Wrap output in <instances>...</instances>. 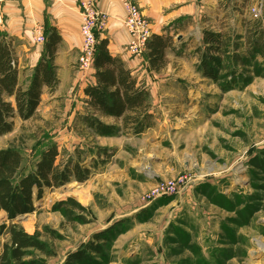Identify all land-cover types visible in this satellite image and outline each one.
Masks as SVG:
<instances>
[{"label":"rangeland","instance_id":"rangeland-1","mask_svg":"<svg viewBox=\"0 0 264 264\" xmlns=\"http://www.w3.org/2000/svg\"><path fill=\"white\" fill-rule=\"evenodd\" d=\"M220 3L219 16L205 17L201 27L225 34L221 77L202 75V29L197 30L187 42L190 63L169 66V73L183 71V83L194 88L171 96L174 104L185 105L171 111L169 128L108 139L82 126L81 86L90 70L56 97L46 93L33 118H13L0 148L19 149L23 171L33 168L50 143L58 146L60 163L78 160L90 170L83 183L46 191L35 212L20 216L16 223L36 231L47 250H28L25 264H60L110 226L103 255L92 253L89 264H264V57H251L247 45L254 20L264 32V0L256 18L248 10L253 0ZM194 54L197 64L191 62ZM184 177L175 192L160 191ZM68 197L83 210L67 216L52 209ZM1 224L9 221L0 212ZM5 241L0 236V253Z\"/></svg>","mask_w":264,"mask_h":264},{"label":"trees","instance_id":"trees-1","mask_svg":"<svg viewBox=\"0 0 264 264\" xmlns=\"http://www.w3.org/2000/svg\"><path fill=\"white\" fill-rule=\"evenodd\" d=\"M254 28L247 36L248 54L264 57V32ZM199 69L204 77L218 81L223 69L222 54L225 50V34L221 31L203 29ZM60 36L54 27L46 30L44 50L32 68L26 81L19 77V63L11 40L0 36V136L13 129V118L28 120L35 116L41 102L43 90L53 91L58 85L54 57ZM173 36L151 34L146 44L149 69L162 70L167 64V50L173 44ZM235 62L246 65V60L236 54ZM95 81L84 87L85 103L91 112L82 116V122L99 136H115L119 128L100 120L101 116L122 119L123 128H131L139 134L151 124L149 112V92L143 84H138L131 71L118 56L110 54L108 40L99 39L92 61ZM231 85V81L226 87ZM60 151L55 143L41 149L33 168L23 171L22 155L14 147L0 148V211L4 212L9 224L0 225V236H7L0 253V264H25L23 260L30 249L46 253V245L38 233L26 232L15 219L36 211V201L46 191L60 188L72 181L82 183L90 175V170L78 160L58 161ZM53 210H62L70 215L73 209L83 210L73 198L58 201ZM82 219V218H81ZM122 221V220H121ZM119 223H122L119 221ZM113 226L98 231L81 248L69 252L60 264H89L93 254L103 255L102 243L105 233ZM102 241V242H100Z\"/></svg>","mask_w":264,"mask_h":264},{"label":"crops","instance_id":"crops-1","mask_svg":"<svg viewBox=\"0 0 264 264\" xmlns=\"http://www.w3.org/2000/svg\"><path fill=\"white\" fill-rule=\"evenodd\" d=\"M87 1L90 0H0V36L11 40L18 58L20 80L23 75L26 77L30 75L32 68L41 57L46 41V30L54 27L60 36L54 57L59 82L53 91L46 88L43 90L36 112L42 105L46 93L50 95V99L56 97L61 89L73 86L82 72L77 64L81 45L79 26L81 4ZM95 1L98 9L107 15L106 27L98 34V38L108 40L110 54L121 58L124 66L136 78L137 83L146 87L149 92V112L152 115L151 124L139 134L133 133L131 128H123L121 118L99 115L104 123L117 126L119 135H96L108 139L118 138L122 134L139 137L156 127L169 128L172 119L171 111L183 110L185 105L182 101L174 104L171 96L174 92L184 95L185 90L192 92L194 89L183 83L182 80L186 78L183 71H175L174 67V71L169 73V66L174 61L180 63L187 60L189 62L187 59L190 50L187 43L189 37H196L197 30L205 29L201 27L205 24V17L219 16L220 0H134L149 24L151 34L169 33L173 36L174 42L167 50V64L160 71L149 69L144 55L133 57L126 51L129 35L123 23L124 10L119 0ZM37 28H40L45 38L42 44H37L34 39ZM194 55L191 62L197 64V54ZM26 71L28 73L25 75ZM93 72L91 68L81 86L84 107L78 120L84 127L86 126L82 122V116L91 110L85 103L83 90L86 85L94 83ZM0 212L6 217L4 212ZM5 237L7 239V236Z\"/></svg>","mask_w":264,"mask_h":264},{"label":"built area","instance_id":"built-area-1","mask_svg":"<svg viewBox=\"0 0 264 264\" xmlns=\"http://www.w3.org/2000/svg\"><path fill=\"white\" fill-rule=\"evenodd\" d=\"M263 0H253L248 10L255 18L258 17L259 8ZM124 10V26L128 32L129 40L126 51L133 57H142L146 51V44L151 36V30L140 7L134 0H119ZM107 23V15L98 9L95 0H90L81 4V22L79 26L80 51L77 58L78 68L81 71H88L92 68V61L97 44V35L101 33ZM37 44H42L45 40L40 28H37L34 36ZM184 178H179L177 182L168 181L161 186L162 192H175L179 183Z\"/></svg>","mask_w":264,"mask_h":264},{"label":"water","instance_id":"water-1","mask_svg":"<svg viewBox=\"0 0 264 264\" xmlns=\"http://www.w3.org/2000/svg\"><path fill=\"white\" fill-rule=\"evenodd\" d=\"M178 39H179V38H178ZM21 219H22V218H20V217L18 218V217H17V218L15 219V222H20Z\"/></svg>","mask_w":264,"mask_h":264}]
</instances>
